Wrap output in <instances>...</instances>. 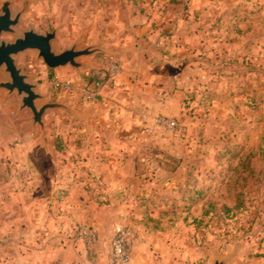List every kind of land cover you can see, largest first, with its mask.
I'll list each match as a JSON object with an SVG mask.
<instances>
[{
  "label": "rangeland",
  "instance_id": "obj_1",
  "mask_svg": "<svg viewBox=\"0 0 264 264\" xmlns=\"http://www.w3.org/2000/svg\"><path fill=\"white\" fill-rule=\"evenodd\" d=\"M7 1L13 15L27 9L1 41L33 30L56 32L57 54L130 50L145 84L128 100L146 103L142 114L129 108L128 130L87 121L80 115L97 110L77 85L90 69H50L35 50L15 57L44 97L39 105L75 114L49 111L43 132L0 88V264H111L119 226L136 233L135 264H264V0H0V8ZM57 79L76 87L57 91ZM92 156L125 160L120 173L86 179L78 158Z\"/></svg>",
  "mask_w": 264,
  "mask_h": 264
},
{
  "label": "water",
  "instance_id": "obj_2",
  "mask_svg": "<svg viewBox=\"0 0 264 264\" xmlns=\"http://www.w3.org/2000/svg\"><path fill=\"white\" fill-rule=\"evenodd\" d=\"M26 9L27 5L25 4L23 10L13 15L11 2L7 1L3 4L0 8V39L3 34H16L15 27L20 24L21 17ZM55 38L56 32H47L41 35L29 30L13 42L0 40V70H4L9 75V81L1 83L0 88L6 89L9 94H17L20 98V111H31L33 123L39 125L43 132L45 129V116L49 111L63 109L73 114L75 113L70 107L61 103L48 102L39 105L38 102L43 100L44 97L37 92V85L32 83L29 76L25 75L17 66L15 57L27 50H35L38 52V57L50 69L71 66L79 70L86 66L77 62L80 57L96 54L112 55V53L102 49L87 48L77 50L74 47L57 54L52 47V42ZM212 264H227V260L216 259Z\"/></svg>",
  "mask_w": 264,
  "mask_h": 264
},
{
  "label": "crops",
  "instance_id": "obj_3",
  "mask_svg": "<svg viewBox=\"0 0 264 264\" xmlns=\"http://www.w3.org/2000/svg\"><path fill=\"white\" fill-rule=\"evenodd\" d=\"M128 52H120V53H112V55H108L109 57H112L110 59L116 60L122 64V73L117 77L116 79L110 80L106 79L102 82V87L99 91L100 95L98 99L92 103H87L85 104L88 107H94L97 112L94 114H89V113H83L80 115L81 117H85V119L88 121L90 119H97V120H104L106 121L107 125L117 131H124L128 130L127 126L130 123L129 119V108H133L132 106H136V108H139V113L141 112L140 109L143 110L145 100L142 99L141 97L137 99V102H135V105H131L129 103L128 97L131 96L130 92L132 89H137L141 90L143 89V80L141 79V76L132 74V64H134L135 60L138 58L139 55H126L129 53L130 50H127ZM138 50H134L133 52H137ZM139 53V52H138ZM137 53V54H138ZM116 58V59H113ZM86 65L85 67L77 70L78 71L82 69H90L92 71L93 77L91 78H100V76L104 72V64L103 62H100L99 66L96 67L93 64H84ZM134 71V70H133ZM89 76V75H87ZM88 79V77H87ZM69 80V79H67ZM148 106V105H147ZM138 113V114H139ZM134 116V115H133ZM138 116L136 115V118ZM138 119V120H137ZM137 121H132V128H140V118H137ZM135 120V118H134ZM138 123V124H137ZM105 125V124H103ZM106 125V126H107ZM124 158L120 157H84V158H78V163H83L86 166L85 174L84 177L91 178L93 180L95 179H101V178H106L108 174L115 173L117 171L120 173V165L124 163ZM118 169V170H117ZM117 176L118 180L122 179L120 175H115ZM83 177V178H84ZM76 177L73 175L72 180H74ZM78 178V177H77ZM81 179L82 176L80 177ZM78 178V179H80ZM120 189V186H118ZM118 189V190H119ZM114 232V231H113ZM113 232L111 233L110 236H113ZM109 244L111 242V239L108 240ZM98 251H96L95 254H97ZM101 255H98L97 258H99ZM109 257H112V251L111 247L109 250ZM96 259V258H95ZM51 264V263H50ZM129 264H135V259H132Z\"/></svg>",
  "mask_w": 264,
  "mask_h": 264
},
{
  "label": "built area",
  "instance_id": "obj_4",
  "mask_svg": "<svg viewBox=\"0 0 264 264\" xmlns=\"http://www.w3.org/2000/svg\"><path fill=\"white\" fill-rule=\"evenodd\" d=\"M104 72L100 78L86 79L79 83L78 93L82 100L86 103L96 101L100 95L99 91L102 87V82L106 79H116L122 73V64L119 61L112 59H105L103 61ZM55 89L57 91L72 92L75 89V82L72 80H56ZM157 123L161 126L173 129L176 127V122L170 119L160 118ZM80 236L85 238L89 245H95L97 242V235L94 231L83 228L79 232ZM136 243L135 231L126 226H119L116 229L115 236L112 241V259L111 264H129L132 260L133 250Z\"/></svg>",
  "mask_w": 264,
  "mask_h": 264
}]
</instances>
